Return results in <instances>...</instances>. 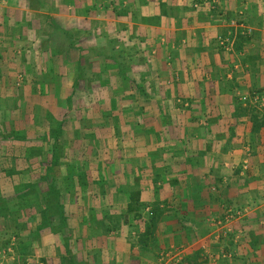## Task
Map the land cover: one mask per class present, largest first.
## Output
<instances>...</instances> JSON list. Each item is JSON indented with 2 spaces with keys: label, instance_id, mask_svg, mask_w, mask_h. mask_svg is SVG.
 I'll use <instances>...</instances> for the list:
<instances>
[{
  "label": "crops",
  "instance_id": "1",
  "mask_svg": "<svg viewBox=\"0 0 264 264\" xmlns=\"http://www.w3.org/2000/svg\"><path fill=\"white\" fill-rule=\"evenodd\" d=\"M253 91L264 0H0V236L19 234L0 264L27 244L23 264H158L172 247L178 264H264V124L240 99ZM229 204L241 213L220 222ZM147 206L152 261L134 240ZM54 208L62 226L37 230Z\"/></svg>",
  "mask_w": 264,
  "mask_h": 264
},
{
  "label": "rangeland",
  "instance_id": "2",
  "mask_svg": "<svg viewBox=\"0 0 264 264\" xmlns=\"http://www.w3.org/2000/svg\"><path fill=\"white\" fill-rule=\"evenodd\" d=\"M237 21L238 20L236 19L233 22H237ZM241 32L242 33H239V31H238L236 33L235 31L234 32L231 31V33L228 32L226 35H222V34L220 35L219 34L216 37V42H217L218 46L221 49L225 50V51L236 50L235 46H234V42H235V40H237V37L240 35L241 36V40H242L243 38L247 37L250 34L249 28H247V30H244V31H241ZM220 36L221 37H225V38L230 37L231 40H229L230 42L227 41V45L225 46L224 44H221L220 39H219ZM234 36H235V39H234V42L232 43ZM246 42H243V45H245ZM241 50H243V49H241ZM21 76H22L21 73H19L17 75L16 80H15V84L16 85H19V83L21 82V78H22ZM240 99H242V100L247 102V104L249 106V110H250V118H251V120H252V115L254 113H256L258 115V119L264 117V95L263 94H261L260 92L258 93L257 91H253V92H250V93H242L241 96H240ZM252 124H253V122H252ZM22 198L25 199V198H28V196L27 197L25 196V197H22ZM229 208L231 209L232 215L230 217H228V219L225 220L224 216H225V213H226L227 209H229ZM224 209H225V211H224L223 219L220 218V222H223V223L225 221L235 217V216H238L241 213V210H242L241 208H233V206L230 205V204L226 205ZM50 210H52V209H50ZM59 210H60V208L59 209H57V208L55 209L54 208V211H56L54 213L56 215V216L54 215L55 216L54 219L52 221L43 220V222L38 226L37 230H40L43 227H46V228L50 227L52 229L53 228L56 229L58 227L60 228L62 226V223H60V219H59V216H58L59 215ZM236 211H239V212H236ZM144 212H145V217H148V215L151 212V207L147 206L144 209ZM11 226H14L13 223H10L9 226L7 225L6 229H8V230L2 232V235L0 236V242L2 240H4L6 237L9 238V239L7 238V241L3 245H0V258H1V260H4L5 258H7V253H10V252L14 251V245H13L14 242L12 241V239H13V237L15 235H19L17 232L16 233L15 232H13V233L10 232L11 228H12ZM18 226L21 229H24L26 227V224L22 223V224H19ZM12 231H15V230H12ZM154 234L155 233H153V235ZM138 237H139V235H134L135 242L138 240ZM13 240H15V237H14ZM146 242H147V247L143 246V244H141V243L139 244L137 242V244H139V246L141 245V246L144 247L143 250H141V254H139V256H140V259H142V260L147 259V260L152 261V259H156L155 251H157L159 249V241H158V239H156V236L154 235L151 238H148V240ZM29 246L30 245L27 244V246H25V247L18 248V246H17L16 248L18 249V251L20 249V252L23 255V253H28L29 252V250H30ZM172 248H174V249H172L171 252H169L168 256H166L165 253L162 254L163 255V259L160 258L161 259L160 261L164 262V259H168L167 261H170L172 264H178L180 262L182 263L181 254L177 255V253H180V251L182 253L181 248H178V247H172ZM22 255L19 256V258H20V263L23 264V260L21 262V259H24L25 257H23ZM76 259L78 260L77 257H76ZM28 260H29V258H28ZM26 261H27V258L25 259V262ZM25 262H24V264H25ZM39 262L38 261L36 262L35 260L34 261L31 260V264H44L45 260L39 261ZM159 262H158V264H159Z\"/></svg>",
  "mask_w": 264,
  "mask_h": 264
},
{
  "label": "trees",
  "instance_id": "3",
  "mask_svg": "<svg viewBox=\"0 0 264 264\" xmlns=\"http://www.w3.org/2000/svg\"><path fill=\"white\" fill-rule=\"evenodd\" d=\"M252 130H256V128L260 125V124H264V117L258 119V115L256 113H254L252 115ZM140 205L141 202L137 201V199L134 202L129 203L128 205V210L133 212V216L134 217H139L141 215V212H139L140 209ZM157 216H158V211H157V207L153 206L151 207V212L148 215L147 219H145L144 221V229L143 231H141L138 235V240L137 242L140 244H143V246L147 245V240L148 238H151L153 236V233L155 231L156 228V222H157ZM67 262H65V264H82L81 262H79V260H77L75 257H71L70 259L67 260ZM187 261L189 263H191V259L189 257H187Z\"/></svg>",
  "mask_w": 264,
  "mask_h": 264
},
{
  "label": "built area",
  "instance_id": "4",
  "mask_svg": "<svg viewBox=\"0 0 264 264\" xmlns=\"http://www.w3.org/2000/svg\"><path fill=\"white\" fill-rule=\"evenodd\" d=\"M219 39H220L221 44H224L225 46L227 45V41L231 40L230 37L225 38V37H221V36L219 37ZM236 212H239V211H236ZM231 215H232L231 209L229 208V209H227V211L225 213V216H224L225 220L228 219V217H230ZM25 264H31V260L30 259L27 260L25 262Z\"/></svg>",
  "mask_w": 264,
  "mask_h": 264
}]
</instances>
